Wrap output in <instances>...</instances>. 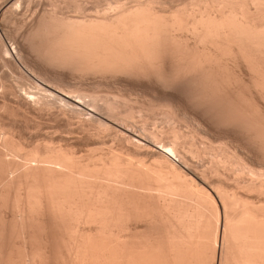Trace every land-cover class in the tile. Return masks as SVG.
Wrapping results in <instances>:
<instances>
[{
	"label": "bare ground",
	"instance_id": "6f19581e",
	"mask_svg": "<svg viewBox=\"0 0 264 264\" xmlns=\"http://www.w3.org/2000/svg\"><path fill=\"white\" fill-rule=\"evenodd\" d=\"M3 1L0 23L3 14L24 2ZM66 1L77 10L82 6L80 0ZM98 2L95 14H59L54 7L55 12L38 18L24 40L37 52L32 71L42 82L30 78L31 87H26L29 77L21 76L25 92L12 89L10 98L23 114L56 109L68 119L77 117L84 131L79 140L104 142L103 134L110 135L126 149L108 148V153L82 159L60 146L41 144L43 138L29 148L25 133L19 135L26 141L22 144L16 128L1 127L0 264H50L51 231L62 234L67 244L63 264H264V198L253 201L218 189L224 190L221 222L215 198L204 186L205 172L189 162L201 153L194 137L200 132L233 143L239 135L264 158V0H179L171 6L167 0ZM4 43L0 36V63L10 74L23 45L14 42L8 48ZM89 76L96 78L86 89ZM68 77L77 78L72 88ZM116 84L119 94L112 90ZM105 87L112 88L106 98ZM94 88L105 99L89 92ZM133 97L134 105L143 99L141 109L159 112V119L164 112L163 119L172 121L169 128L163 122L169 140L162 133V141L157 131L164 128L159 125L163 119L150 114L158 124L147 112L140 115L145 127L157 123L161 129L138 128L142 123L134 121ZM175 121L185 122L188 132ZM28 124L26 131L31 130ZM142 151L155 159L156 169L145 165ZM245 154L234 170L249 175L243 188L264 194V176L254 170L260 159ZM212 156L214 171L237 166L236 153L226 148ZM139 217L149 233L142 238L130 225Z\"/></svg>",
	"mask_w": 264,
	"mask_h": 264
},
{
	"label": "rangeland",
	"instance_id": "374dc122",
	"mask_svg": "<svg viewBox=\"0 0 264 264\" xmlns=\"http://www.w3.org/2000/svg\"><path fill=\"white\" fill-rule=\"evenodd\" d=\"M1 1H3V0H0V5H1ZM29 0H24V2H23V4H22V6H21V8H19V10H14V11H12L11 13H5L6 14V16H9V17H6L5 16V14H3L2 16H3V18H2V23H0V36L2 37V41L3 42H5L4 44H6V45H9L8 46V48H11V44L12 43H14L15 42V44H19V45H21V42H22V47H23V54H22V57H21V60H19V61H21V62H19L18 61V64H17V67L15 68V71L13 70V72L12 73H10L9 74V68H7L6 66V68L4 69V66L1 64V66L3 67H0V128L2 127H6V126H8V124H10L12 127V131H14L13 129H15V131H14V135L16 136L15 138H21L22 137V134L23 133H25L24 135H26L27 136V141L28 140H30V142L28 141L27 142V144L25 145V146H28V144L30 145V146H28L29 148L30 147H32L33 146V144H34V146L36 145V143L37 142H39V144H40V141L39 140H41L42 138V140L44 141H42L41 142V144H43V145H46V143H47V146H49L50 145V147L52 146V147H54V146H56V147H58V146H60V147H62L63 149L65 148L67 151H71V152H73L74 154H76V157H77V155H79L78 156V158H82V159H86V158H90L92 155H94V154H101L102 152L103 153H108L109 151V149H110V152H111V150H114L115 151V149H116V151H117V153H120L119 151H120V149H122V148H120V147H123V145H121V144H119L118 142H116V141H114L111 137H110V135H106V136H104V134H103V136L102 137H106L105 139L104 138H102V140L105 142H100V138H93L92 139V141H91V139H89L88 138V141L89 142H87L88 143V145H87V143H86V139L84 138V140L82 141V140H79V139H77L80 135H82L83 133H84V131L82 130V129H80L78 126H77V124H78V122H79V119H76L75 117V120H77V123H75L76 121L73 119V117L72 118H70L69 117V119H68V117H67V115L65 116V115H62V114H59L58 112H56L55 113V111H56V109H55V111L53 112V110H47V112L45 111V112H43L42 114H37V113H32V114H30L31 112H27V111H25V113L27 112V113H29L30 115H28V114H23L24 113V109L22 110L21 108L20 109H17V102L16 101H14V100H12L11 98H10V96H12L13 94H12V89L14 90V89H16L17 91L20 89V91L22 92L23 91V87L24 88H26L28 85V87H31V84H29L31 81H30V78H31V80H32V82L31 83H33V80H38L39 82H42V81H40V80H42V79H40L41 77L40 76H38L37 74H36V76L34 77V72L32 71V69H33V67H34V65H37L38 63L37 62H39L38 60H39V58H38V56H37V54H35V52L36 51H34L33 49V51L30 49L31 47H28L29 45H26V44H28V42L26 41V40H24L27 36L25 35V34H28V30L30 29V27L32 26V25H34V24H37L39 21V19H40V17L41 18H43L44 17V14L46 13L47 15H50V13H53V12H55L54 10V7L56 8V11L59 13V14H65L66 13V15H73V16H76V14L77 15H79L80 14V12L81 13H90V14H95V13H97L96 12V2H97V0H80V1H78V2H81V4H80V9H78L79 10V13L77 12L78 10H77V7L75 8L74 7V5H73V3L72 4H70L68 1H64V0H30L29 2H28ZM86 1V2H85ZM99 2L98 3H104V1L105 0H98ZM126 1V0H125ZM129 0H127V2H128ZM132 1V0H131ZM170 1H172V2H169L168 0H167V2L169 3V4H167L168 6L170 5V3H171V5H174V3L175 4H177V1H178V4L180 3L179 2V0H170ZM181 1V0H180ZM4 2V1H3ZM65 2H66V4H65ZM29 3V4H28ZM63 3V4H62ZM70 5H68V4ZM85 3V4H84ZM177 4V5H178ZM3 5V4H2ZM59 5V6H58ZM66 5H68V7L66 6ZM170 5V6H171ZM26 6V7H25ZM22 7H23V9H22ZM75 9H74V8ZM0 8H2V6H0ZM82 8H84L85 10H83ZM88 8V9H87ZM99 8V7H98ZM97 8V9H98ZM54 9V10H53ZM82 9V10H81ZM50 10V11H49ZM77 10V11H76ZM1 11V10H0ZM83 11V12H82ZM3 12V11H2ZM1 12V13H2ZM10 12V11H9ZM20 14H19V13ZM63 12V13H62ZM77 12V13H76ZM69 13V14H68ZM13 15V16H12ZM43 16V17H42ZM46 16V15H45ZM5 17V18H4ZM16 17V18H15ZM6 18H9L8 20L6 19ZM39 18V19H38ZM6 20V21H5ZM10 20V21H9ZM22 20V21H21ZM5 21V22H4ZM2 24V25H1ZM27 30V31H26ZM24 35H25V37H24ZM23 36V37H22ZM8 37V38H7ZM20 37V38H19ZM9 41V42H8ZM24 41V42H23ZM25 41L27 42V43H25ZM26 45V46H25ZM29 48V49H28ZM25 49V50H24ZM34 52V53H33ZM37 53V52H36ZM30 56V57H29ZM1 60V59H0ZM22 66V67H21ZM26 66V67H25ZM33 66V67H32ZM2 68V69H1ZM7 69V70H6ZM5 70V71H4ZM25 70H26V73H25ZM31 72H33V74L31 73ZM14 73V74H13ZM12 74V75H11ZM30 74V75H29ZM5 75V76H4ZM29 77V79H27L26 77ZM23 77V78H26L27 80L25 81V86L23 85V83H24V80H20L21 78L20 77ZM9 77V78H8ZM90 77V79H88ZM86 80H88V84L86 85L85 84V87H87L86 89H90V88H92L91 87V85H90V82L93 80H95V78L96 77H92V76H89ZM22 78V79H23ZM70 78V79H69ZM76 77H73V79L75 80L74 81V83H77L76 82V80H77V78L75 79ZM93 78V79H92ZM12 79V80H11ZM40 79V80H39ZM67 79V82H66V84H68V86H71V88H72V86L74 85H76V84H73V79H71V77H68V78H66ZM28 81V82H27ZM30 81V82H29ZM91 82V84L93 85V83L94 82ZM71 83V84H70ZM22 84V85H21ZM4 85V86H3ZM117 84H116V87H112V88H114V89H112L111 87H108V88H110V89H112L116 94H119L118 93V91H115V89H117ZM4 87V88H3ZM84 87V86H83ZM94 87V86H93ZM18 88V89H17ZM66 88H67V86H66ZM70 87H68V89H69ZM102 88V87H101ZM106 88V87H105ZM101 89L102 91V93L105 95L106 94V92L107 93H110V92H108V88H106V89ZM99 89V88H98ZM98 89H96L97 90V92L99 91ZM6 90V91H5ZM8 90L10 91V92H8ZM33 90H35L36 91V88L35 89H33ZM95 91V88L94 89H91V91H89V92H93V91ZM103 90L105 91V90H107V91H105V92H103ZM111 90V91H112ZM5 91V92H4ZM38 91V90H37ZM88 91V90H87ZM25 91H23L22 93H24ZM40 92V91H39ZM97 92L95 91V93L97 94ZM100 92H98V94L97 95H100L101 96V94L102 93H100ZM8 94H10V95H8ZM111 94H113V92L111 93ZM110 94V95H111ZM42 95H46L45 97H46V99H49L50 97H49V95H48V93L46 94L45 92H43L42 91ZM113 95H115V94H113ZM106 96H107V94L104 96L105 98H106ZM112 96V95H111ZM102 98H104L103 97V95L101 96ZM107 97H109V96H107ZM104 98V99H105ZM7 99V100H6ZM12 100V103H8V102H11L10 100ZM142 99V98H141ZM140 98H138V100L140 101L141 100ZM131 100H133V101H131ZM135 101V102H134ZM142 102H143V99L141 100ZM15 102V103H14ZM133 102V103H132ZM137 102V100L136 99H134V97H133V99L131 98L130 99V103H132L133 104V106H135V110L137 109V111H135V110H133V112L135 111V112H137V114H135V120H134V117H133V120L135 121V123H137V124H139L140 123V121H141V125L140 126H138V128L139 129H142V127L143 128H145V129H149L148 128V125H149V127H150V124H148L147 123V121H148V119L150 118V119H152L153 120V118H151L149 115L151 114V113H149L148 112V110L147 111H145L146 109L145 108H143V109H141L142 108V106H141V104H142V102H139V103H141V104H139V103H137L136 105H134V103H136ZM7 103V104H6ZM143 103H145L146 104V102H143ZM4 104H5V106H4ZM9 104V105H8ZM14 104V105H13ZM8 106V108H11V109H9V110H11V111H9L8 109H7V106ZM13 106L14 107V109H13V107H10V106ZM139 105H140V107H139ZM16 106V107H15ZM137 106V107H136ZM143 107H145V105H143ZM19 108V107H18ZM20 110V111H19ZM23 112H22V111ZM139 110V111H138ZM144 110L145 112H142V111ZM49 111V112H48ZM157 111H159V109H157ZM160 111L162 112L163 110L162 109H160ZM91 112V111H90ZM146 112L147 113H149V114H147V121H145L146 123H147V128L145 127V125L146 124H144V120H142L143 119V116L145 115L146 116ZM160 112V113H161ZM12 113V114H11ZM47 113V114H46ZM139 113V114H138ZM144 113V115L142 116V119H141V116L140 115H142ZM37 114V115H36ZM158 114H159V112H158ZM157 114V116H156V114L154 115V113L153 114H151V116H154V118L156 117V119H157V117L159 116ZM161 114H163L164 115V112H162ZM160 114V115H161ZM27 115V116H26ZM32 115H34V116H32ZM133 115H134V113H133ZM160 116L162 119L164 118V116ZM8 116V117H7ZM36 116V117H35ZM43 116V117H42ZM54 116V117H53ZM145 116H144V118H145ZM42 117V118H41ZM36 118H39L41 121H39V119H37L36 121H33V120H35ZM161 118L159 119V117H158V119L157 120H161ZM73 119V120H72ZM153 120V121H157V120ZM166 119V118H165ZM165 119H163V120H161V123H160V121H157L158 122V124L159 125H161L160 127L161 128H163V129H161L158 125H157V127L158 128H160L161 130H159L157 127H155V125L157 124H153V122H152V120H150V122L149 123H152L153 125V127L151 126L150 127V129L151 128H153L152 130H154L155 129V131L157 130L158 132L159 131H161L160 133V135H162V133L166 130L165 129V125L163 124V122L165 123V121L167 120H165ZM165 120V121H164ZM29 123H27V122ZM68 121V122H67ZM72 123H71V122ZM138 121V122H137ZM143 121V122H142ZM168 121V123L166 122V126H167V128H169L168 126H171V125H174V124H171V122L172 121H169V120H167ZM33 122H35V123H33ZM41 122V123H40ZM154 122V123H155ZM176 122V121H175ZM177 122H180V121H177ZM176 122V123H177ZM38 123V124H37ZM71 123V124H70ZM134 123V122H133ZM132 123V124H133ZM184 123V124H183ZM24 124L25 125H29V130L30 131H28V129H27V131L25 130V128H27V127H25L24 126ZM39 124H41V125H39ZM137 124H133V126L134 127H137V126H135V125H137ZM171 124V125H170ZM4 125V126H3ZM6 125V126H5ZM9 125V126H10ZM36 125V126H35ZM37 125H39V127H41V128H39ZM79 125V124H78ZM144 125V126H143ZM180 125H181V129H182V131H184V129L187 127V125L185 124V122H180L179 123V127H180ZM182 125H184V126H182ZM186 125V126H185ZM163 126V127H162ZM71 127V128H70ZM183 127V128H182ZM185 127V128H184ZM1 128V129H2ZM34 128H36V130L34 129ZM39 128V129H38ZM157 128V129H156ZM0 129V130H1ZM149 129V130H150ZM188 129V128H187ZM187 129H185V132H188V130ZM168 130V129H167ZM187 130V131H186ZM22 131H24V132H22ZM35 131V132H34ZM22 133V134H21ZM201 133V134H200ZM199 134H196L194 137H198L197 138V140H195L196 138H194V140L196 141L195 142V144H196V146H197V143H198V149H200L201 151V153H200V155L197 157V156H195V158L193 157V158H190V160H189V162L191 163V164H195L196 165V167H197V169H198V172L201 170V172H205V174H206V176H205V181H206V183L207 184H204V186H206V188L213 194V198H215V202H216V207L218 208V210H219V215H220V220H221V222L223 221V213H224V209H223V207L224 206H222L223 205V199H221L222 198V196H221V191L223 192L224 190H228V192L227 191H225V192H227V193H229V194H232V191L234 192L233 194H235V195H237V194H239L238 196H240V197H242L243 196V198H249V199H251V200H253V201H255V199H256V201L257 200H259V199H263L264 198V194L263 193H261L258 189H255V190H252V189H247V188H243V186L245 187V185L243 184V182L245 181L246 182V180H247V176H249V175H247L246 176V174H242V176H241V174H240V171H238V170H234V169H237V168H240V166H241V162H240V156L242 157V156H244V155H246L245 153H251L253 156H256L258 159H260V161H259V164L258 165H255V167H254V165L252 166V167H254V170H255V173L259 176V177H263L264 176V158L263 157H261V156H259L258 157V155H256V153H254L253 154V151H252V149H251V147H250V145L248 144V143H243V141L241 140V138L239 137V135L237 136V137H235V138H237L236 139V141H234V143L233 142H229L228 141V139H224V137L222 138L221 136H220V138H219V136H217L216 134H206L205 132H200ZM205 133V134H204ZM21 134V137L19 136ZM36 134H37V136H36ZM164 134V136L166 135V137H165V140L166 139H168L167 137H169L170 135L167 133H163ZM205 136H204V135ZM38 135H39V137H38ZM79 135V136H78ZM169 135V136H168ZM201 135H203V138H201L200 136ZM213 135V136H212ZM236 135V134H235ZM26 136H23V137H26ZM30 136L32 137V139L30 138ZM109 136V137H108ZM207 136H208V138H207ZM162 137H163V135H162ZM161 137V140L162 139H164V137L162 138ZM34 138H35V140H34ZM80 138V137H79ZM82 138V137H81ZM111 138V139H110ZM222 138V139H221ZM16 139V140H17ZM19 139L17 140V141H19ZM36 139H38V140H36ZM98 139V140H97ZM109 139V140H108ZM239 139V140H238ZM24 140V141H23ZM86 140V141H85ZM97 142H96V141ZM165 140H162V141H165ZM169 140V139H168ZM21 141H23V142H21ZM35 141V142H34ZM51 141V142H50ZM100 143H99V142ZM114 141V142H113ZM190 141V140H189ZM20 142L22 143V144H24V143H26V141H25V139H20ZM83 142V143H82ZM85 142V143H84ZM92 142V143H91ZM167 142V141H166ZM229 142V143H228ZM45 143V144H44ZM96 143V144H95ZM102 143V144H101ZM186 143H187V145H188V142L186 141ZM90 144H92V145H90ZM94 144V145H93ZM243 144H245V146H243ZM113 145V146H112ZM119 145V146H118ZM121 145V146H120ZM187 145H185V147L187 146ZM248 145V146H247ZM28 147H26V148H28ZM99 147V148H98ZM226 148V149H228L229 151H231L232 152V154H233V152L234 153H236V155H237V157H233V163H235V161L236 162H238L237 163V166H236V163H235V165L233 166V167H235V168H232V170H230L229 171V169L227 170V169H223V168H218V170H212V169H214L212 166H214V160H212L213 159V154H215V153H218V151L219 150H222V149H224V148ZM247 147V148H246ZM91 148V149H90ZM97 148V149H96ZM109 148V149H108ZM124 149H126L125 147H123ZM64 149V150H65ZM96 150V151H93V150ZM103 149V151H101ZM97 150H99V151H97ZM119 150V151H118ZM207 150V151H206ZM250 150V151H249ZM93 151V152H92ZM107 151V152H106ZM115 151V152H116ZM122 151H123V149H122ZM93 154H92V153ZM99 152V153H98ZM204 152V153H203ZM143 153H145L144 151H142V154ZM91 154V156H89ZM141 154V155H142ZM209 154V155H208ZM144 155V158H143V156H141L143 159L142 160H145L146 161V159H147V161L145 162V161H143V162H145L146 164V166H149V168H151L152 166L151 165H153L154 167L153 168H155V166L156 165H154V163H155V159H153V157L150 155V154H148L146 157H145V155H146V153L145 154H143ZM229 155L231 156V154H230V152H229ZM86 158H85V157ZM88 156V157H87ZM151 156V157H150ZM233 156V155H232ZM88 158V159H89ZM152 158V159H151ZM200 158V159H199ZM263 158V159H262ZM193 159V160H192ZM257 159V160H258ZM149 160V161H148ZM195 160V161H194ZM239 160V161H238ZM154 161V162H153ZM197 161V162H196ZM151 162H153V163H151ZM147 163H148V165H147ZM194 166V165H193ZM212 167V168H211ZM152 168V169H153ZM258 168V169H257ZM156 169V168H155ZM236 171L235 172V174H234V171ZM262 170V171H261ZM218 171V172H217ZM228 171V172H227ZM232 171V172H231ZM237 171H238V173H237ZM216 173V174H215ZM259 173H261V174H259ZM263 174V175H262ZM239 175V176H238ZM244 175V176H243ZM235 178V179H234ZM264 178V177H263ZM244 182V183H245ZM220 186V188H217V186ZM243 185V186H242ZM218 186V187H219ZM239 186H240V188H239ZM216 188V189H215ZM224 189V190H221V191H218V189ZM234 189V190H233ZM231 190V191H230ZM258 192V193H257ZM260 192V193H259ZM217 193V194H216ZM224 193V192H223ZM250 193V194H249ZM220 194V195H219ZM140 212H142L141 210H140ZM136 218H134V220L132 221V224H130L133 228H132V232H135L136 231V233H134V234H136V235H138L139 236V238H142V236H145L146 234L147 235H149V233H148V231L146 232V227H144L145 226V224H146V220H144V218H138V219H136ZM131 223V222H130ZM88 227H90L89 225H88ZM134 227H135V229H134ZM139 230L141 231V232H139ZM52 232V231H51ZM49 233L48 232V234H50V235H48V241H50L48 244V249H49V251H48V249H47V251H48V255H49V263L50 264H58V263H60L61 264V262H62V260L63 259H65V255H67V253H65V252H67V251H65V249L66 248H68V247H66L65 248V245L67 246V244H65L64 245V243H66L65 241H64V243H63V240L64 239H62L63 237H62V234H57V233H54V234H52V233ZM133 234V233H132ZM146 235V236H147ZM66 237H68L67 236V234L65 235ZM145 236V237H146ZM59 237V238H58ZM62 237V238H61ZM134 238H137V236H135ZM14 239H16V237L14 236ZM14 239H13V241H14ZM37 239V238H36ZM35 239V240H36ZM38 240V239H37ZM37 240H36V243H35V241H34V243H33V246L35 247V249H36V247L37 246H39L38 244H39V242L37 243ZM13 241H12V244H13ZM16 241H18V240H15V242ZM14 242V243H15ZM16 243H18V242H16ZM15 243V244H16ZM53 243V244H52ZM11 244V245H12ZM219 244L221 245V241H219ZM219 244H218V250H220V246H219ZM18 245V244H17ZM35 245H37V246H35ZM12 247H17V246H12ZM38 248V247H37ZM60 249V250H59ZM13 250V249H12ZM37 250V249H36ZM18 249L15 251V249L13 250V252L15 253L16 252V254H18ZM14 253H13V255H14ZM220 253V252H219ZM63 254H65V255H63ZM63 255V256H62ZM62 257H63V259H62ZM52 259V260H51ZM61 259V260H60ZM55 261V262H54ZM58 262V263H57ZM65 262V261H64ZM62 264H63V262H62Z\"/></svg>",
	"mask_w": 264,
	"mask_h": 264
}]
</instances>
